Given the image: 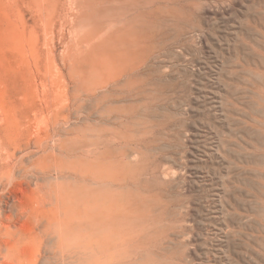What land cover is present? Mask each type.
Returning a JSON list of instances; mask_svg holds the SVG:
<instances>
[{
	"label": "rangeland",
	"instance_id": "374dc122",
	"mask_svg": "<svg viewBox=\"0 0 264 264\" xmlns=\"http://www.w3.org/2000/svg\"><path fill=\"white\" fill-rule=\"evenodd\" d=\"M79 1L56 0L46 20L24 0H0V67L5 43H14L15 54L29 35L42 43L50 22L48 46L57 56L66 43L73 47L85 23ZM171 22L149 48V67H142L149 77L118 103L133 106L122 143L143 163L136 192L148 196L150 188L156 202L136 210L133 248L116 264H264L262 114L254 87L264 68V0H188ZM10 94L0 72V108L12 104ZM14 152L21 154L0 144V264H86L42 227L47 219L21 190L25 169Z\"/></svg>",
	"mask_w": 264,
	"mask_h": 264
},
{
	"label": "bare ground",
	"instance_id": "6f19581e",
	"mask_svg": "<svg viewBox=\"0 0 264 264\" xmlns=\"http://www.w3.org/2000/svg\"><path fill=\"white\" fill-rule=\"evenodd\" d=\"M24 2L42 9L46 20L54 17L56 0ZM187 5L188 0H80L85 23L76 44L66 43L60 56L48 46L51 22L42 43L29 35L17 43L18 54L13 42L3 45L0 72L13 102L0 108V144L21 153L12 155L25 169L21 190L32 194L36 213L47 219L42 227L57 234L61 247L80 252L86 264H116L133 248L136 210L155 207L149 185L148 196L136 192L138 151L122 143L130 137L133 106L118 103L149 77L142 67L151 44ZM41 44L47 45L43 53ZM257 74L263 153L258 164L264 170V68Z\"/></svg>",
	"mask_w": 264,
	"mask_h": 264
}]
</instances>
